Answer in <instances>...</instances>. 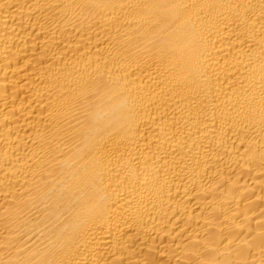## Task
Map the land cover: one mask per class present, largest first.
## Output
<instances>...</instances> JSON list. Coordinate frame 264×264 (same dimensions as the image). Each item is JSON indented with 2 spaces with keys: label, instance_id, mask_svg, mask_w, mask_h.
<instances>
[{
  "label": "bare ground",
  "instance_id": "bare-ground-1",
  "mask_svg": "<svg viewBox=\"0 0 264 264\" xmlns=\"http://www.w3.org/2000/svg\"><path fill=\"white\" fill-rule=\"evenodd\" d=\"M0 264H264V0H0Z\"/></svg>",
  "mask_w": 264,
  "mask_h": 264
}]
</instances>
